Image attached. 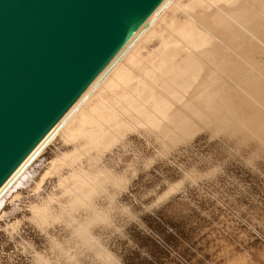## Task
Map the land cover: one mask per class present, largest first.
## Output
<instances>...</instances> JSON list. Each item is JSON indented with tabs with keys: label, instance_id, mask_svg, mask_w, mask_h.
<instances>
[{
	"label": "bare ground",
	"instance_id": "obj_1",
	"mask_svg": "<svg viewBox=\"0 0 264 264\" xmlns=\"http://www.w3.org/2000/svg\"><path fill=\"white\" fill-rule=\"evenodd\" d=\"M148 19L9 178L24 166L0 197V264H102L103 256L110 264H152L161 240L185 235L163 216H181L189 228L204 207L221 208L198 173L172 156V144L197 161L187 142L194 145L201 133L214 135L210 126L217 116L227 127V113L256 132L251 140L243 128L234 130L241 143L264 138V0H164ZM215 148L217 156L207 158L213 165L236 153ZM243 161L252 164L248 157ZM203 163L215 177L218 171ZM258 195L259 206L250 200L242 204L264 218V188ZM239 212L230 217L233 224L217 247L211 248L212 238L196 247L209 249L210 258L201 254L213 264H264V225L261 233L249 222L252 216L247 221ZM10 216L17 227L10 226L12 218L6 220ZM138 220L144 227H137ZM247 238L251 249L244 247Z\"/></svg>",
	"mask_w": 264,
	"mask_h": 264
},
{
	"label": "water",
	"instance_id": "obj_2",
	"mask_svg": "<svg viewBox=\"0 0 264 264\" xmlns=\"http://www.w3.org/2000/svg\"><path fill=\"white\" fill-rule=\"evenodd\" d=\"M164 0H0V197Z\"/></svg>",
	"mask_w": 264,
	"mask_h": 264
},
{
	"label": "rangeland",
	"instance_id": "obj_3",
	"mask_svg": "<svg viewBox=\"0 0 264 264\" xmlns=\"http://www.w3.org/2000/svg\"><path fill=\"white\" fill-rule=\"evenodd\" d=\"M262 75V74H261ZM263 78L262 79H264V74H263V76H262ZM241 82H243V81H245V79L244 80H240ZM249 86L247 85V88H248ZM228 114H230V113H227V116H229L230 117V115H228ZM133 118H135L136 120H139V119H137V118H139V117H137V116H132ZM214 115H212L211 116V120H213L214 118ZM215 117H216V115H215ZM218 117V116H217ZM216 117V118H217ZM229 117H227V127L225 126V124L222 122V120L220 121L219 119H216L215 118V120L214 121H212V122H214V123H212V124H214L213 126L211 125L210 127H211V129L213 130L214 128V135L213 134H209V133H207V132H205V133H201V134H199L198 136L199 137H197L196 139H195V141L193 142L194 143V145L193 144H191L192 142H190V144L193 146H190V144L187 142V144H186V142H185V144L186 145H188V147L189 148H191V150H192V153L195 155V152H196V155L197 156H199V157H197L196 156V158L198 159L197 161H195L194 159H192L190 156H186L185 154H183L182 152H181V150L180 149H178V147H175L174 148V146H176V145H173L172 144V146H171V143L168 141V142H166L165 143V141H167L166 140V138H159L158 137V135L156 134V136L154 135V130L152 131L151 130V128L150 127H146V129L149 131L150 130V134H152V136L154 135V137L156 138V139H160V142L161 141H163L164 142V145L166 146L167 144H168V146L167 147H169V146H171L170 147V150L172 149L173 150V152H172V156L175 158L176 157V159L178 160V161H180V163L183 161L184 163H181L182 165L184 164L185 166H187V167H185L187 170H192L191 172H193L194 173V175H195V173H198L197 174V178L200 180V182L205 186V191L208 189L210 192H208V190L206 191V193L211 197V196H213V197H215V199H217V200H221L220 202H219V206L221 207H219L220 209H217V208H215L214 207V205H210V206H206V207H204L203 209L204 210H202V211H200V212H198L197 214H195L194 215V217L193 218H191L190 220H192V221H189L190 223H189V228H185V221H184V219L182 218V220L181 221H179V219H181V216H176L177 218H173L172 216H170V217H168V216H163V219L164 220H166V221H168V220H170V221H174L175 223H177L178 224V226H179V228L182 230V231H184L185 232V235L183 236V237H179V236H177L176 234V236H173V237H171V238H166V239H164V240H161L162 241V243L163 244H160L161 246H158V247H156V248H154L153 249V255H154V259H152L151 260V262H152V264H182V262H185V263H183V264H188L189 262V264H197V262L200 260V259H203V262H204V264H213L211 261H209L208 259H206L205 257H203L202 256V254H204V255H207V257L208 258H210L209 257V249H199V251L200 252H197V248L196 247H201V245H202V243H203V241L204 240H206L207 241V239L208 238H212V241H211V244H214L211 248H214V247H217L218 246V244H220V241H221V239L219 238V237H221L222 236V234H223V236L224 237H226V233H227V231L228 230H230V224H233L232 223V221H230V217L233 215V214H235V213H237V212H239V210H241L240 212L242 213V211H243V213H244V215L245 216H252L253 217V219H252V217H251V219H250V221H249V216H248V218L247 217H245V216H243V217H245V218H247L246 220L247 221H249L251 224H256V226L255 225H253L255 228H258V230L261 232L262 231V229H263V223H264V218H263V216H260V215H258L257 213H255L254 211H251V210H249L250 208L248 207V206H246V204H242V203H246V202H244V201H247V200H250L251 201V203L254 205V204H259L260 202V200H261V197L258 195V193L264 188V178H263V175H264V134L261 136L263 139H261L260 138V140H261V142L259 141V143H258V141H257V138L259 137H257L256 138V142L255 141H253V143L256 145V144H259V145H261V144H263V145H261V146H258V145H252V144H250L249 142V144H247L246 142L245 143H241L240 142V140H238L237 138H236V136H234L235 134L234 133H236L235 131L237 130V129H241V128H243V130H242V132L244 133V134H246V137L247 138H250L251 140H254V137H256L257 135H256V132L255 133H253V131H248V130H251V129H249V127L247 128L246 127V124H243L242 122H239V123H241V124H243L242 125V127L240 126L239 127V125H241V124H239L238 123V121L236 122V120H234L235 118H229ZM234 120V121H232V120ZM215 122H221V124H223V125H221V124H218V126H217V123H215ZM231 122L233 123V125L231 124ZM237 123V124H234V123ZM229 123H230V125H229ZM220 125V126H219ZM234 125H237V127L236 126H234ZM245 125V126H244ZM217 126V127H216ZM229 126V127H228ZM220 127H222V128H220ZM223 127H226V128H223ZM233 127H235V128H233ZM220 128V129H219ZM230 128V129H229ZM223 129H227V131L226 130H224L223 131ZM246 129V130H245ZM220 130H222V131H220ZM235 130V131H234ZM152 131V132H151ZM231 131H232V133H231ZM233 131H234V133H233ZM216 132V133H215ZM223 132V133H222ZM225 132V133H224ZM247 132H249V134H247ZM252 132V133H251ZM219 133V134H218ZM221 133V134H220ZM253 135V137H252V135ZM206 136V137H208V138H206V137H204V135ZM223 134V135H222ZM233 134V135H232ZM256 136H255V135ZM211 136V137H209V136ZM213 135V136H212ZM250 135V136H249ZM231 136H233V137H231ZM249 136V137H248ZM203 137V138H202ZM225 139H224V138ZM200 138V139H199ZM202 138V139H201ZM205 138V139H204ZM210 138V139H209ZM238 140V142H237V140ZM259 139V138H258ZM199 140V141H198ZM201 140H202V142H201ZM204 140V141H203ZM234 140H236V141H234ZM206 141V142H205ZM219 141V142H218ZM229 143H228V142ZM207 142H210V145H209V143H207ZM218 144H217V143ZM222 142H224V143H222ZM237 142V143H236ZM162 143V142H161ZM206 143V144H205ZM261 143V144H260ZM170 144V145H169ZM200 144V145H199ZM213 144H216L217 145V149L218 150H220L221 148H225V150H226V147L228 148L227 150H228V152H232L231 150H229L230 148L234 151V148H235V150H236V153L235 152H232L230 155H229V157H228V159L231 161V160H233V162H234V164H232V165H229V163H230V161L229 160H224V159H227L226 158V155H224L222 158H221V161H219L218 163H216V162H214V165H213V163L212 162H208V161H210L211 160V158H209V156L211 157H213L214 155L215 156H217L216 154H218V152H217V150H216V145H214L213 146ZM244 144L246 145L247 144V146H244ZM204 145V146H203ZM218 145H220V148H219V146ZM223 147H222V146ZM233 145V146H232ZM241 145V146H240ZM249 145H252L253 147H251L250 148V146ZM213 146V147H212ZM240 146V147H239ZM246 147V148H244V147ZM255 146V147H254ZM187 147V146H186ZM186 147H183V148H185L186 149ZM198 147V148H197ZM205 147V148H204ZM230 147V148H229ZM243 147V148H242ZM247 147H249V149H247ZM257 147V148H256ZM174 148V149H173ZM194 148H195V151H194ZM211 148V149H210ZM237 148V149H236ZM254 148V149H253ZM167 150L169 149V148H166ZM176 149V150H175ZM208 149H210V150H208ZM250 149H252V151L250 150ZM171 150V151H172ZM179 150V151H178ZM207 150V151H206ZM214 150V151H213ZM171 151H169L170 153H171ZM175 151V152H174ZM199 151V152H198ZM205 151V152H204ZM210 151V152H209ZM256 151V152H255ZM263 151V152H262ZM176 152H178V153H176ZM209 152V153H208ZM212 152V153H211ZM213 152H214V155H213ZM251 152H252V154H251ZM198 153V154H197ZM200 153H201V155H200ZM211 153V154H210ZM246 153V154H245ZM258 154V155H256V154ZM261 153V154H260ZM186 154H188L187 152H186ZM209 154V155H208ZM238 156H236V155ZM245 154V155H244ZM255 154V155H254ZM177 155V156H176ZM179 155V156H178ZM186 157H185V156ZM233 155V156H232ZM244 155V156H243ZM249 155V156H248ZM251 155V156H250ZM252 155H254L253 157H252ZM263 155V156H262ZM182 158H181V157ZM256 156H261V157H257V160H256ZM181 159H180V158ZM190 157V158H189ZM234 159H233V158ZM241 157V158H240ZM248 157V159L252 162V164H251V166H250V164L249 163H246L245 161H243V159L244 160H246V158ZM251 157V158H250ZM263 157V158H262ZM199 158H201V161H202V159H203V162H205L206 164H208L209 166H211L215 171L217 170L218 172H215V177H214V175L212 176V175H210L209 173L208 174H206L207 173V171L205 170V168H202V167H204L203 165H204V163L203 162H201V161H199L200 159ZM210 159V160H208V159ZM231 158V159H230ZM242 159V160H240V159ZM261 158H262V160H261ZM183 159V160H182ZM189 159V160H188ZM190 159H192V160H194V161H192V160H190ZM207 159V160H206ZM252 159V160H251ZM253 159H255V160H253ZM222 160L223 161H225V162H223V163H221L222 162ZM234 160H236V161H234ZM258 160H260V161H258ZM188 162V165H187V162ZM229 161V162H228ZM195 162V163H194ZM197 162V163H196ZM262 162V163H261ZM201 163V164H200ZM240 163V164H239ZM243 163V164H242ZM244 163H246V164H244ZM192 164V165H191ZM196 164H198V166L196 165ZM239 164V165H238ZM248 164V165H247ZM191 167H193V168H191ZM213 165V166H212ZM216 165H218V167H216ZM201 166V167H200ZM237 166V167H236ZM190 167V168H189ZM217 168V169H215V168ZM252 167H255V168H252ZM259 169H258V168ZM222 168V169H221ZM238 168V169H237ZM151 169L153 170V171H155L156 173H159V172H157L153 167H151ZM196 169V170H195ZM244 169V170H243ZM247 169H248V171H247ZM255 171H254V170ZM195 170V171H194ZM198 170V171H197ZM203 170V171H202ZM256 170H258V171H256ZM261 170V171H260ZM204 171H206V172H204ZM244 171H245V173H244ZM154 172V173H155ZM239 172V173H238ZM260 172V173H259ZM259 173V174H258ZM202 174L203 175V177H202V175L200 176V175ZM206 174V175H205ZM256 174V175H255ZM206 178H205V177ZM209 176V177H208ZM260 176V177H259ZM200 177H202L201 179H200ZM248 178H250V179H248ZM232 179H234V180H232ZM246 179V180H245ZM226 181V182H225ZM206 184V185H205ZM211 187V188H210ZM223 188V189H222ZM126 190V192H127V194H131V195H133L132 194V192H129V190L127 191V189H125ZM248 190V191H247ZM199 191H201L200 189H199ZM199 191H198V194L200 195V193H199ZM204 191V192H205ZM227 192V193H226ZM218 195V196H217ZM252 195V196H251ZM182 196V195H181ZM202 196V195H201ZM254 196V197H253ZM257 196H258V198H257ZM182 197H184L185 199H186V197L183 195ZM249 197V198H248ZM250 197H251V199L253 200H251L250 199ZM253 197V198H252ZM188 199V198H187ZM223 199V200H222ZM234 199H236L235 201H233ZM259 201H258V200ZM82 200V199H81ZM83 202H84V205H85V207H87L86 205H87V200H82ZM186 201H188V200H186ZM225 201V202H224ZM258 201V202H257ZM82 202V203H83ZM222 202V203H221ZM255 202H257V203H255ZM199 203V202H198ZM224 203H227L226 204V206L228 207L227 209H226V206H225V204ZM257 204V205H258ZM223 205V206H222ZM242 205V206H241ZM260 205V204H259ZM258 205V206H259ZM143 206H144V208L146 209V210H150L148 213L149 214H151L152 216L154 215H156V213L152 210V209H147L148 208V206L146 207V205H144L143 204ZM231 206V207H230ZM246 206V207H245ZM231 209H230V208ZM241 207V208H240ZM243 207V208H242ZM22 208H24L25 209V206H23ZM88 208H90V206L88 205ZM245 208V209H244ZM246 208L248 209V210H246ZM26 209H28V208H26ZM25 209V211H27ZM207 211H206V210ZM234 209V210H233ZM209 210V211H208ZM229 210V211H228ZM151 211H153V212H151ZM234 211V212H233ZM250 213H249V212ZM28 212V211H27ZM187 212V211H186ZM211 212V213H210ZM239 212V213H240ZM251 212H253V213H255V214H251ZM29 213V212H28ZM72 213V212H71ZM155 213V214H154ZM240 213V214H241ZM242 213V214H243ZM72 215V214H71ZM255 215V216H254ZM73 216V215H72ZM258 216V217H257ZM157 217V216H156ZM211 217V218H210ZM255 217V218H254ZM257 217V218H256ZM260 217H261V219H260ZM9 218H10V220H9ZM9 218H7L6 217V220L8 219V221H11V218H12V222L11 223H14L13 222V217L12 216H10ZM261 220V223L260 222H258L259 221V219ZM258 219V220H257ZM157 220L158 221H160V219H158V217H157ZM215 220V221H214ZM254 220H256V221H253ZM139 221H140V224H139ZM141 221H143V220H138V222L136 221V223L138 224H136L137 225V227L138 226H140V227H144V225L142 224L143 222H141ZM214 221V222H213ZM194 222V223H193ZM8 223H10V222H8ZM200 223V224H199ZM216 223V224H215ZM145 224V223H144ZM220 226H219V225ZM228 224V225H227ZM259 224H261V226H257V225H259ZM10 225V224H9ZM218 225V226H217ZM12 228H13V226H16L17 227V225H15V223H14V225L13 224H11L10 225ZM10 226H7L8 227V230L11 232V227ZM112 226V225H111ZM10 227V228H9ZM139 227V228H140ZM229 227V228H228ZM261 227V228H260ZM15 228V227H14ZM232 228H234V227H232ZM186 229H188L187 231H186ZM193 230L192 232H190V230ZM217 229H218V231H217ZM224 231L226 232V233H224ZM235 232H237V229H236V231ZM120 233L121 232H118L117 234L118 235H120ZM262 233V232H261ZM263 234H264V230H263ZM121 235H122V238H126V236H124L125 234H122L121 233ZM120 235V236H121ZM119 236V237H120ZM222 236V237H223ZM217 237V238H216ZM121 238V237H120ZM182 239V240H181ZM166 241V242H165ZM215 241V242H214ZM190 242V243H189ZM218 242V243H217ZM246 242H248V243H250L251 242V239L250 238H247V240L246 241H244V247H246V248H249V249H251V248H253L254 246H253V244H252V246L251 247H249L250 245H248V244H246ZM100 243V242H99ZM174 243V244H173ZM192 243V244H191ZM104 244V243H103ZM168 246H167V245ZM190 244V245H189ZM15 246H17V248L20 246L19 244L17 245V243H16V245ZM171 246H172V248H171ZM192 246H195V248H193ZM236 249L238 248V243H236ZM248 246V247H247ZM171 248V249H170ZM19 250L20 249H22L21 248V246L18 248ZM159 249V250H158ZM188 249H189V251H190V253H187V252H189L188 251ZM23 250V249H22ZM158 250V251H157ZM208 252H207V251ZM137 251H139L140 252V254H142L143 252L142 251H140L139 249L137 250ZM171 251V252H170ZM22 252V251H21ZM25 252V251H24ZM155 252H156V254H155ZM158 252V253H157ZM177 256H175L173 253ZM178 252V253H177ZM201 252H202V254H201ZM218 252V251H217ZM118 253H120L119 251H118ZM122 253V255L124 254V252H121ZM120 253V254H121ZM177 253V254H176ZM27 254V253H26ZM102 255V254H101ZM100 255V256H101ZM158 255H159V257H161V258H159L158 257ZM165 255V256H164ZM183 257H182V256ZM124 256H125V254H124ZM29 257V256H28ZM30 258V257H29ZM101 258V263L102 264H104V261H106L107 262V264H110V262L108 261V260H106L105 258H104V256L103 257H100ZM105 259V260H104ZM186 259V260H185ZM156 261V262H155ZM206 261V262H205ZM2 262V261H1ZM106 262H105V264H106ZM155 262V263H154ZM3 263V262H2ZM4 264V263H3ZM141 264H150V263H148V262H143V261H141ZM215 264V263H214Z\"/></svg>",
	"mask_w": 264,
	"mask_h": 264
}]
</instances>
